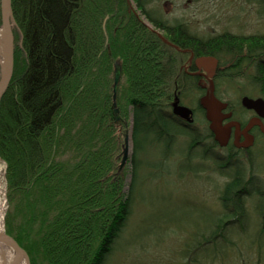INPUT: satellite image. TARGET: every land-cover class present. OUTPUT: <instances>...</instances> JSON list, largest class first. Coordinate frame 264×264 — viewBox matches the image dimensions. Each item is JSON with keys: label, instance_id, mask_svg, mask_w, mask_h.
I'll return each mask as SVG.
<instances>
[{"label": "trees", "instance_id": "trees-1", "mask_svg": "<svg viewBox=\"0 0 264 264\" xmlns=\"http://www.w3.org/2000/svg\"><path fill=\"white\" fill-rule=\"evenodd\" d=\"M151 1L12 0L22 42L15 31L14 73L0 103L5 229L31 264H111L124 250L119 240L132 227L140 191L159 166L147 160L169 162L182 136L189 138L188 161L195 149L204 145L207 154L217 146L205 120L202 130L188 129L172 113L177 97L183 105L189 101L194 116H203L205 89L183 69L187 50L195 58L217 57L222 68L230 56L239 70L251 57H264V35L203 38L182 20L163 17ZM116 63L120 123L113 100ZM240 72L220 76L217 89L244 77ZM253 83L264 90V82ZM131 126V172H119ZM179 167L198 171L188 162ZM250 178L238 170L225 183L219 214L200 234L188 235L177 264H264V189ZM258 191L259 222L251 220L250 209ZM248 222L255 224L253 235H244ZM134 235L127 245L138 239Z\"/></svg>", "mask_w": 264, "mask_h": 264}, {"label": "rangeland", "instance_id": "rangeland-1", "mask_svg": "<svg viewBox=\"0 0 264 264\" xmlns=\"http://www.w3.org/2000/svg\"><path fill=\"white\" fill-rule=\"evenodd\" d=\"M151 2L150 6L159 9L163 17L182 20L188 24L191 32L203 38L224 32L244 36L264 35V0H152ZM1 25L2 17L0 27ZM223 61L226 62V66H231L226 72L231 75L246 68V65L241 70L236 68V62L230 56L223 57ZM1 71L0 61V75ZM244 74V77H239L234 82L222 81L220 86L218 84V93L230 99L235 105H238L244 95H256L259 91L252 86L255 85L254 76L249 71L247 73L244 71ZM202 84L210 90L209 83L202 82ZM189 104L187 100L185 106L191 108ZM194 105L196 102L193 101L192 106ZM203 120L200 113L196 114L194 126L202 130L205 126ZM131 131L132 126L126 130L128 133ZM188 140V136L179 138L175 145L176 156L167 163H161L155 156L147 160L151 166H159L152 168L148 183L140 191L141 201L136 207L132 227L124 234L122 240H119L124 250L111 261V264H177V260L181 258L178 257L181 247L188 235L200 234L211 223L214 213L219 214L222 189L238 170L245 174L246 179H251L250 176L253 175L256 186L264 189V155L260 154L263 149L261 142L250 151L251 163L246 155L239 154L236 160L228 164L224 158L225 150L218 146L204 154L207 148L203 145L192 152L193 158L188 161L186 158ZM130 141L132 144L130 158L125 165L129 167V172H131L134 152V144L132 140ZM185 162L190 163L198 171L194 172L195 174L185 172L179 167ZM5 168V163L0 159V201L4 207V218L8 210ZM180 173L183 176H180ZM127 183H131V174L127 178ZM127 191L128 186L125 188V192ZM260 198H262L261 192L250 200L252 221L259 222L261 218L262 212H256L257 209L261 211L263 207ZM254 226V223L248 222L244 235H253ZM4 232L6 233L5 226ZM132 233H135L133 237L138 239L129 246L127 244ZM259 238L264 242V236ZM243 249L246 250V246H243ZM231 259H235L234 254H231Z\"/></svg>", "mask_w": 264, "mask_h": 264}, {"label": "water", "instance_id": "water-1", "mask_svg": "<svg viewBox=\"0 0 264 264\" xmlns=\"http://www.w3.org/2000/svg\"><path fill=\"white\" fill-rule=\"evenodd\" d=\"M0 10H1V17H2V25L0 27L1 30V40L0 44L3 50V57H2V71L0 75V103L6 94L9 85L11 83L13 73H14V51H15V36L14 30H17L21 35L22 42V33L20 32L16 20L13 16L12 10V0H0ZM219 61L217 58L213 56H202L198 57L195 60V65L197 68H204L207 71V75L210 78L211 82V90L209 92L210 99L208 96L204 97L201 102L207 103L208 106L207 110V121L209 122V128L211 132L214 134L215 141L221 146L225 147L228 145L231 135V127L236 126L237 129L240 127L239 123H232L224 125L223 121L227 118L231 117V114H224L223 111L227 108V104L220 101L215 96V84H214V77L216 71L218 69ZM121 81V67L118 63L115 64V71H114V84H113V100L114 106L117 107V93L119 84ZM242 104L247 109H253L261 117H264V100L263 99H251L249 97H244L242 99ZM172 112L175 116L181 118L188 124H192L194 122L193 119V111L180 104L178 98L175 99L173 103ZM115 113L117 115L116 122L120 123L121 118L119 116V110L116 108ZM259 125L262 128L264 133V126L260 122V119L252 120L248 126L244 129L243 133L249 135V131L252 127ZM132 139V131L131 133L126 132L124 137V145L122 151V160L119 168V172H122L123 168L125 167L127 161L130 158V147L129 141ZM253 144V137L250 135L246 138L245 143L243 146L245 148L251 147ZM0 242L4 243L6 246L11 248L15 253L16 257L12 264H21L22 261L25 264H31L29 256L27 252L17 243V241L9 236L7 233H3L0 235Z\"/></svg>", "mask_w": 264, "mask_h": 264}, {"label": "flooded vegetation", "instance_id": "flooded-vegetation-1", "mask_svg": "<svg viewBox=\"0 0 264 264\" xmlns=\"http://www.w3.org/2000/svg\"><path fill=\"white\" fill-rule=\"evenodd\" d=\"M186 53H188L189 59H188L187 64L183 68L185 73L188 74L189 76L197 77L200 81V84H202V82L210 83L209 79L206 77L205 70L203 68L199 69L195 65V59L196 58L194 57V54L188 50ZM258 59H259V61H255V59L253 57H251L250 62L248 63V66H246L244 71H246V73H247V71H249L250 74L252 76H254V79L257 82L261 83V82H264V57L258 58ZM193 65H194V67H193ZM230 68H231V66H226L224 68H222L221 66L218 67L216 74H215V78H214L216 97L228 105L227 108L223 111V113L224 114H231V117L225 119L223 121V124L227 125V124H232L235 122V123H239V125H240V127L238 129L236 126L231 127V135H230L229 144L227 145L226 148H223L226 152L224 158L226 160H228L227 161L228 163H231L230 162L231 155L236 156L239 154H244L249 159L250 158V151L256 145H258L259 142H261V144H263V149L260 151V154L264 155V133L262 131L261 126L256 125V126L252 127V129L249 131V135L243 133L244 129L254 119H260V122L264 126V117H261L259 115V113H257L253 109L250 110V109L245 108L242 105V99L239 101L238 105H235V104H233V102L230 99H228L225 96H221L218 93L217 83L220 80L219 77L220 76L225 77L224 74H226V72H228L227 70H230ZM261 70H262L263 74H262V76L259 77ZM202 87H204V86L202 85ZM206 96H208V98L210 99L209 90H207L205 88V91L202 94L201 98H204ZM245 96H249L252 99H263L264 100V90H262V88H261V90L258 91V94L252 95V96L251 95H244L243 97H245ZM206 104L207 103L204 104L201 102L199 104L201 110L203 111L204 119L206 118L207 110H208V106ZM207 126L209 128L208 122H207ZM250 135L253 137V144L251 147L245 148L243 146V144L245 143L246 138L249 137Z\"/></svg>", "mask_w": 264, "mask_h": 264}, {"label": "bare ground", "instance_id": "bare-ground-1", "mask_svg": "<svg viewBox=\"0 0 264 264\" xmlns=\"http://www.w3.org/2000/svg\"><path fill=\"white\" fill-rule=\"evenodd\" d=\"M0 40H1V30H0ZM3 50L0 44V61L2 62ZM131 141H129V147H131ZM4 207L0 201V235L4 233L3 225ZM16 255L11 248L6 246L4 243L0 242V264H12ZM21 264H25L24 261Z\"/></svg>", "mask_w": 264, "mask_h": 264}]
</instances>
